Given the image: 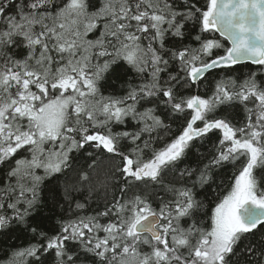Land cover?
<instances>
[{
	"label": "snow or ice",
	"instance_id": "obj_1",
	"mask_svg": "<svg viewBox=\"0 0 264 264\" xmlns=\"http://www.w3.org/2000/svg\"><path fill=\"white\" fill-rule=\"evenodd\" d=\"M0 264H264V0H0Z\"/></svg>",
	"mask_w": 264,
	"mask_h": 264
},
{
	"label": "trees",
	"instance_id": "obj_2",
	"mask_svg": "<svg viewBox=\"0 0 264 264\" xmlns=\"http://www.w3.org/2000/svg\"><path fill=\"white\" fill-rule=\"evenodd\" d=\"M255 69H256L255 65H252L250 63H244V64H240V65L235 66V68L232 70V73L234 75H246L250 70H255ZM217 71H219V70H217ZM216 74H217L216 71L209 74L208 79L210 82L216 77ZM220 74L223 75L222 72ZM174 128H175V125H174ZM207 147H209V145H205V148H207ZM204 150L205 149H201V151H204ZM230 174H231V169L226 170L224 173L225 176H228Z\"/></svg>",
	"mask_w": 264,
	"mask_h": 264
},
{
	"label": "water",
	"instance_id": "obj_3",
	"mask_svg": "<svg viewBox=\"0 0 264 264\" xmlns=\"http://www.w3.org/2000/svg\"><path fill=\"white\" fill-rule=\"evenodd\" d=\"M244 63H247V62H244ZM244 63H241V64H244Z\"/></svg>",
	"mask_w": 264,
	"mask_h": 264
}]
</instances>
